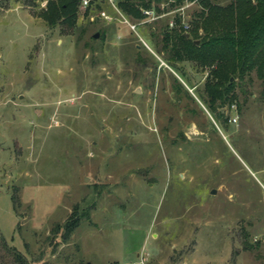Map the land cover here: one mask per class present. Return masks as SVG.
Wrapping results in <instances>:
<instances>
[{
  "label": "rangeland",
  "instance_id": "rangeland-1",
  "mask_svg": "<svg viewBox=\"0 0 264 264\" xmlns=\"http://www.w3.org/2000/svg\"><path fill=\"white\" fill-rule=\"evenodd\" d=\"M47 3L0 0V264H264L259 81L215 118L207 71L151 35L197 2L135 29L106 0L50 25Z\"/></svg>",
  "mask_w": 264,
  "mask_h": 264
},
{
  "label": "trees",
  "instance_id": "trees-1",
  "mask_svg": "<svg viewBox=\"0 0 264 264\" xmlns=\"http://www.w3.org/2000/svg\"><path fill=\"white\" fill-rule=\"evenodd\" d=\"M81 1L48 0L41 16L50 25L63 23L73 29L78 21ZM195 1L198 7L189 21L188 30L180 26L168 28V23H165L159 27L160 31L155 30L151 35L160 45L164 60L181 75H185L187 61L207 71L202 90L197 91L206 107L219 119V105L237 100L239 91L247 94L255 80L259 81L260 94L264 96V0ZM184 2L118 0L121 12L136 20L145 16L142 8L155 6L159 11V4L165 3L168 10ZM90 9L99 12L101 0H93L86 12ZM175 20L178 24L180 19L177 16ZM77 220L65 222L64 239L77 226ZM13 255L21 264H28L20 252Z\"/></svg>",
  "mask_w": 264,
  "mask_h": 264
},
{
  "label": "built area",
  "instance_id": "built-area-1",
  "mask_svg": "<svg viewBox=\"0 0 264 264\" xmlns=\"http://www.w3.org/2000/svg\"><path fill=\"white\" fill-rule=\"evenodd\" d=\"M93 0H82L81 1V6L83 8H87L91 3H92ZM110 5H111V8L122 14L124 16V19L127 21V23L129 24L130 28L131 29H135L136 28V24L135 23H132L131 21L128 20L127 16L121 12L120 10V7H119V3H118V0H106ZM183 8V7H181ZM142 11L144 12L145 16L147 17L146 20L147 21H150V20H154L155 18H158L159 16H162L163 14H158L156 13L152 8H142ZM99 14H101L102 17L104 18H110L111 16L109 14H107L105 12V10L103 9H100L99 10ZM171 25L174 26V25H177V22L176 20H172L171 21ZM180 25V27H182L185 31L188 30L190 27V23L188 21L186 22H183L181 24H178Z\"/></svg>",
  "mask_w": 264,
  "mask_h": 264
},
{
  "label": "water",
  "instance_id": "water-1",
  "mask_svg": "<svg viewBox=\"0 0 264 264\" xmlns=\"http://www.w3.org/2000/svg\"><path fill=\"white\" fill-rule=\"evenodd\" d=\"M94 35H95V37H97L99 35V33L96 32ZM186 35H189V32H187ZM215 191H216V189L213 190V192H215Z\"/></svg>",
  "mask_w": 264,
  "mask_h": 264
}]
</instances>
